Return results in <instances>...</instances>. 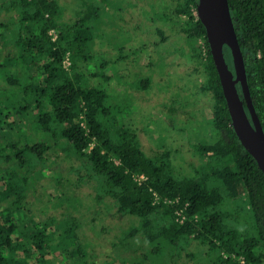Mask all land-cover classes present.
<instances>
[{
  "label": "trees",
  "instance_id": "trees-1",
  "mask_svg": "<svg viewBox=\"0 0 264 264\" xmlns=\"http://www.w3.org/2000/svg\"><path fill=\"white\" fill-rule=\"evenodd\" d=\"M198 1L162 0L161 27L151 26L157 47L181 45L182 79L188 72L202 92L192 97L212 100L206 136L181 146L196 157L183 176L171 150L148 155L139 132L117 121L108 88L121 91L123 57L92 60L95 5L0 0V83L10 92L0 97V264H264V173L232 127ZM228 4L264 129V0ZM178 53L152 56L150 67L167 68L155 85L168 82ZM178 94L166 113L173 125L180 108L190 113L189 95Z\"/></svg>",
  "mask_w": 264,
  "mask_h": 264
},
{
  "label": "rangeland",
  "instance_id": "rangeland-1",
  "mask_svg": "<svg viewBox=\"0 0 264 264\" xmlns=\"http://www.w3.org/2000/svg\"><path fill=\"white\" fill-rule=\"evenodd\" d=\"M161 1L80 0V3L85 4L86 8L90 5H95L100 12L98 18L93 22L96 27L93 29L95 40L90 49V51L93 49L91 52L93 56L92 60H98L101 54L114 58L117 52L123 57V60L118 64L120 65L121 73L116 78L117 82L121 80V91L117 90L118 88L115 85H111L108 88L111 94L109 101L113 105L117 121H119V124L125 123L128 127L139 132L143 149L148 155H153L165 149L171 150L173 154L172 163L176 171L183 176H188L189 173H192L190 171V162L195 163L196 157H193L194 154H191L189 149L186 151L181 146L185 142H188L187 140H191L192 146H194V144H198L195 137H200V135L206 136V132L209 131L207 117L210 113L209 106L212 100L208 95H204L202 98L203 94H199V97H192V91L195 93L202 92L199 88L195 89L197 87V78L188 77V72L186 81L182 79V76L186 74L185 69L189 64L188 61H181L179 59L182 56V52L181 45L177 44V41H173L165 46L161 45L160 47L155 45L156 42H159L160 38L156 34V31L151 30V26L156 25V27H161V21L158 20L160 18L159 14L162 12ZM152 33L153 36L157 35L158 40L153 39ZM153 41L156 42L153 43ZM105 49L106 51L102 53ZM171 50L174 52L179 51L174 57H178L175 62L181 61V63L168 68L169 72L166 78L169 79L168 82L155 85L153 83L154 78L165 75L167 68L160 67L161 65L159 64L156 67H150V60L155 54L161 57L163 56L162 52L164 55H168ZM79 63L81 64V62H78L77 65ZM2 75L0 73L1 80ZM147 80L150 82H147ZM94 85L101 88L109 86L108 84H103L102 79H96ZM185 85L186 87H184ZM3 87L0 83V97L6 98L10 92L1 90ZM165 89L168 91H165ZM159 90L162 91L159 92ZM178 91H180L181 95H189L191 99L189 111L197 119L195 125L193 121L185 122L187 119L185 116L190 115V113L187 114L188 109L185 107L179 109V114L176 115L178 122L175 121L174 125L173 120L168 117L169 115L166 116L169 107H180L178 104L179 98L177 97L179 95ZM172 96H174V104L171 102ZM187 117L191 118V116ZM163 122L170 128L164 126ZM193 125L195 128L191 131V126ZM14 134L15 139H18L19 135L17 133ZM240 203L243 205L246 202L243 200V203L242 201ZM87 215L90 216L89 213ZM244 216L243 224L246 231L250 235L256 233V225L252 212L245 209ZM87 220H91V216ZM95 221L99 223V220ZM115 221V219H109L107 223L108 225H114ZM85 233L89 236L92 235V232L88 228H85Z\"/></svg>",
  "mask_w": 264,
  "mask_h": 264
},
{
  "label": "water",
  "instance_id": "water-1",
  "mask_svg": "<svg viewBox=\"0 0 264 264\" xmlns=\"http://www.w3.org/2000/svg\"><path fill=\"white\" fill-rule=\"evenodd\" d=\"M197 15L206 28L210 51L232 119V127L241 144L253 156L258 167L264 173V129L251 99L244 57L236 35L228 0H199ZM225 45L231 52L233 70L230 69L224 56ZM238 83L241 85L249 115L239 94Z\"/></svg>",
  "mask_w": 264,
  "mask_h": 264
}]
</instances>
